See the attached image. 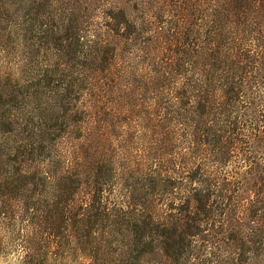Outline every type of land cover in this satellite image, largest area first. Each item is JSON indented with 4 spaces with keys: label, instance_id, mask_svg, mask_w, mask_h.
<instances>
[{
    "label": "trees",
    "instance_id": "trees-1",
    "mask_svg": "<svg viewBox=\"0 0 264 264\" xmlns=\"http://www.w3.org/2000/svg\"><path fill=\"white\" fill-rule=\"evenodd\" d=\"M216 3L207 10L179 11L178 23L171 24L179 26L185 15L191 23L203 16L214 30L209 34L216 43V55H210L215 74L207 71L205 79L190 74L183 58L166 66L148 58L144 64L154 70L133 71L110 57L98 87H105L102 101L119 96L112 114L105 110L101 127L88 129L67 155L70 163L63 157L60 171L20 178L27 185L52 183L56 193L32 209L19 206L26 222L24 264H92L107 250L78 248L76 240L81 234L91 239L85 234L102 223L111 234L94 241L119 237L124 249L118 256L126 264H185L191 239L208 232L216 237V264H249L251 255L263 256L264 0ZM184 36L163 33L158 40L186 42ZM253 41L260 57L251 53ZM194 102L198 111L191 118L206 122L203 136L187 128ZM121 116L130 117L126 127ZM200 148L214 150L211 156L197 155ZM238 153L250 171L254 168L247 174H259L249 203L241 193L243 182L226 169L243 165Z\"/></svg>",
    "mask_w": 264,
    "mask_h": 264
},
{
    "label": "rangeland",
    "instance_id": "rangeland-1",
    "mask_svg": "<svg viewBox=\"0 0 264 264\" xmlns=\"http://www.w3.org/2000/svg\"><path fill=\"white\" fill-rule=\"evenodd\" d=\"M217 3L216 0H188V3L185 0H0V264L25 261L26 222L19 206L32 209L37 201L47 202L56 195L52 183L44 186L28 182L27 185L20 178L26 174L33 178L60 171L63 157L70 163L67 155L88 129L101 127L105 110L112 114L119 96L110 95L102 101L105 87H98L109 68L108 59L113 58L114 65L127 64L135 71L154 70L155 66L144 64L148 58H156L164 66L183 58L188 73L203 79L209 75L207 71L215 74L216 63L210 55H216V43L209 34L214 30L206 20L202 21L203 16L191 23L192 18L185 15L179 19V26L171 28V24L178 23L179 11L207 10ZM164 11V15H159ZM144 19L152 20V24L144 25ZM119 22L123 24L119 26ZM143 28L148 32L140 33ZM132 32L140 35L141 41L136 40L138 35L131 36ZM163 33L185 34L186 42L159 41ZM253 42L251 53L260 57L262 50ZM195 104L187 112V128L191 134L199 131L203 136L206 122L196 123L191 118L198 111ZM119 119L122 127L130 123V117ZM213 150L207 153L200 148L197 155L211 156ZM240 154H237L239 160L244 159ZM242 163L241 167L231 163L226 169L230 178L243 182L241 193L244 202L249 203L258 185L255 176L259 174H247L250 164ZM4 206L7 211L3 210ZM108 234H111L109 225L102 223L85 234L92 240L79 235L77 247L107 250L106 256H98L92 264H126L118 256L124 249L119 237L113 235L108 243L101 239L94 241L96 236L104 240ZM212 234L201 233L191 239L185 264H216V237ZM250 258L253 262L249 264L257 262L256 255ZM260 258L258 263L264 264V254Z\"/></svg>",
    "mask_w": 264,
    "mask_h": 264
}]
</instances>
